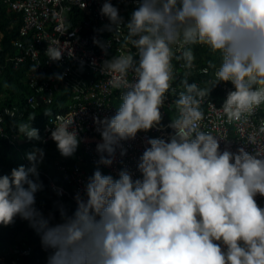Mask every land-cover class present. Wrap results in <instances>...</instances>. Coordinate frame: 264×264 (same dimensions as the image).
Returning <instances> with one entry per match:
<instances>
[{
	"label": "clouds",
	"instance_id": "9594fccd",
	"mask_svg": "<svg viewBox=\"0 0 264 264\" xmlns=\"http://www.w3.org/2000/svg\"><path fill=\"white\" fill-rule=\"evenodd\" d=\"M133 3L127 19L112 0L100 9L108 20L101 30L112 35L94 43L106 56L114 41L121 48L101 62L100 71L123 91L112 116L93 118L101 137L98 159L73 196L75 206L57 200L47 213L38 207L45 150L33 146L25 153L27 165L0 175V226L17 218L28 222L47 253L46 264H264V207L257 200L264 197V148L222 151L223 138L202 126V104L221 83L233 90L219 109L212 107L226 123L264 106V0ZM196 47L219 62L209 59L199 69L203 75L211 71L208 80L189 83L197 71ZM63 51L48 46L46 54L59 61ZM169 94L173 131L146 139L139 176L127 167L105 174L102 168L112 167L118 150L120 157L127 154L122 142L160 128ZM33 119L16 127L27 141L40 142ZM49 131L59 154L73 157L81 143L73 121ZM54 190L63 196L62 189Z\"/></svg>",
	"mask_w": 264,
	"mask_h": 264
},
{
	"label": "built area",
	"instance_id": "2783aa9c",
	"mask_svg": "<svg viewBox=\"0 0 264 264\" xmlns=\"http://www.w3.org/2000/svg\"><path fill=\"white\" fill-rule=\"evenodd\" d=\"M0 2L19 12L22 18L18 38L14 40L21 53L10 58L16 64L26 60L33 63L32 69L27 73L26 81L33 90L26 94L27 103L32 107L42 103L49 104L54 101L56 94L70 92L71 102L67 104V110L54 112L47 118L42 140L52 141L49 130L53 124L73 121L86 159L79 154L74 161L57 160L56 169L61 173L63 182H57L50 173L41 168L39 173L48 178L51 187L49 193L58 197L54 189H62L63 196L58 198L68 205H70L68 201H71L74 207V194L92 174L86 162L96 166L95 162L98 159L96 144L101 141V137L96 131L93 118L112 116L121 102L123 91L114 88L110 83V77L104 76L100 71V64L104 59L121 51L119 43L113 42L107 56L94 43V40L107 41L112 35L106 30H101L108 24L107 18L100 14L104 0H0ZM112 3L120 9L125 19L135 7L133 0H112ZM2 37L3 33L0 30V51L3 50ZM48 46L63 49L62 59L49 60L46 54ZM197 49L204 48L195 49L197 71L193 73L189 83H201L211 76V71L208 75L200 73L199 69L205 68L206 65L199 61ZM128 79H132L131 74ZM178 85L179 80L175 82L174 87ZM214 89L218 91V95L213 96L210 93L202 104L205 112L202 126L223 138L220 139L221 150L235 152L243 146L247 151L254 152L257 147L264 148V131H261L264 129V106L240 122L226 123V118L217 115L212 105L219 109L228 91L233 90L232 85L221 83ZM173 99L174 97L169 94L164 108L161 109L163 119L160 128L138 133L135 140L122 142L127 154L120 157L118 150L117 160L112 167L102 168L106 174L115 176L119 169L127 167L134 177L139 176L136 164L144 147L147 146L146 139L167 138L173 131L168 127L171 117L176 114L172 105ZM18 111L10 107L0 110V136L7 137L11 142L16 138L5 130V114L16 115ZM257 200L264 207V197H257ZM43 210L47 213L51 209L44 207ZM24 235H20V240L4 252L5 255L0 257V264H46L47 253L41 249L40 254L33 256L37 243H29L27 236Z\"/></svg>",
	"mask_w": 264,
	"mask_h": 264
},
{
	"label": "trees",
	"instance_id": "16d2710c",
	"mask_svg": "<svg viewBox=\"0 0 264 264\" xmlns=\"http://www.w3.org/2000/svg\"><path fill=\"white\" fill-rule=\"evenodd\" d=\"M21 23L22 18L20 13L12 10L6 3L0 2V30L3 33V50L0 51V110H4L6 107L19 110L16 115L5 114V130L11 136H15L16 139L14 142H11L7 137L0 136V175L9 174L12 168L21 164L18 160L21 158L18 153L20 148L24 151L25 157V153L30 151L33 146L42 147L45 150V158L40 166L42 170L48 173L52 170H57V160L74 161L79 154H82L84 159H86L82 148H78L73 157L64 158L59 154L53 141L30 142L18 133L16 123L29 122L30 118L34 117L31 122L32 126L40 130L42 137L44 124L50 116L49 107L55 105L53 112L65 111L67 110L66 101L70 99V92L64 91L56 94L54 101L49 104L42 103L32 107L27 103L26 94L33 92L26 81L27 73L32 69L33 63L30 60H26L16 64L10 58L21 53L18 45L14 43V40L18 38V30ZM197 53L199 61H202L205 65H207L209 59H216L217 63L219 62L218 57H213L206 48L197 49ZM210 93L213 96L218 95V91L215 89H212ZM25 161L28 164L26 159ZM88 167L93 172L96 166L90 164ZM102 171L105 173L103 169ZM40 180L45 187L43 191L37 193L38 207L52 210L57 200L65 203L64 200L59 199L53 193H49L51 187L48 178L41 173ZM21 233L27 236L29 243H37L33 256L42 252L40 240L36 232L29 227L28 222L17 218L15 223L10 226H0V257L5 255L2 251L4 247L9 248L20 240Z\"/></svg>",
	"mask_w": 264,
	"mask_h": 264
},
{
	"label": "rangeland",
	"instance_id": "374dc122",
	"mask_svg": "<svg viewBox=\"0 0 264 264\" xmlns=\"http://www.w3.org/2000/svg\"><path fill=\"white\" fill-rule=\"evenodd\" d=\"M71 101L70 100H67L66 101V104H69ZM55 108V105H51L50 107H49V109H50V115H53V109ZM42 133H43V130H42ZM79 148H82L80 145H79ZM81 152H82V150H81ZM18 153H19V156L21 157L20 159H18L19 161H20V163L21 164H25V165H27V163H26V161H25V157H24V151L20 148L19 149V151H18ZM87 163V165L89 166L90 164L88 163V162H86ZM39 168H41V166H39ZM53 177H54V179L57 181V182H63V179H62V175H61V173L58 171V170H52L51 172H49ZM68 203L71 205V206H73V203L71 202V201H68ZM24 233H21L20 235H23ZM25 236V235H24ZM7 249H6V247H4L3 249H2V251L4 252V251H6Z\"/></svg>",
	"mask_w": 264,
	"mask_h": 264
}]
</instances>
